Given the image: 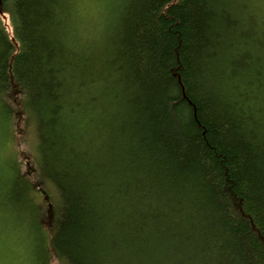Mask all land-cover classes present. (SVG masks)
<instances>
[{
    "label": "trees",
    "instance_id": "trees-1",
    "mask_svg": "<svg viewBox=\"0 0 264 264\" xmlns=\"http://www.w3.org/2000/svg\"><path fill=\"white\" fill-rule=\"evenodd\" d=\"M0 1V94L22 97L60 198L54 258L264 264L262 0H124L95 56L66 0Z\"/></svg>",
    "mask_w": 264,
    "mask_h": 264
},
{
    "label": "rangeland",
    "instance_id": "rangeland-1",
    "mask_svg": "<svg viewBox=\"0 0 264 264\" xmlns=\"http://www.w3.org/2000/svg\"><path fill=\"white\" fill-rule=\"evenodd\" d=\"M121 1L66 0L72 9L70 29L82 45L95 47L104 38L105 29L110 30L115 23ZM21 100L19 94L0 100V264L13 257V236L21 225L27 235L28 264H63L50 253L51 224L59 213L60 198L53 185L37 179L41 160L36 132L22 113ZM17 173L38 186L30 193L32 203L28 204L24 196L26 179ZM37 207L45 222L43 227L38 223Z\"/></svg>",
    "mask_w": 264,
    "mask_h": 264
},
{
    "label": "bare ground",
    "instance_id": "bare-ground-1",
    "mask_svg": "<svg viewBox=\"0 0 264 264\" xmlns=\"http://www.w3.org/2000/svg\"><path fill=\"white\" fill-rule=\"evenodd\" d=\"M123 2H124V0L121 1V4ZM121 4H120V6H121ZM1 9H2V4H1V1H0V28L3 29L4 33H6V35L10 38L11 35L13 34V29L11 28V25H10V22H9L10 15L8 13H6V14L5 13H2ZM69 10H70V7H69V3H68L67 4V7H66V10H64L62 12V14H61V17L64 20V25H65V28L64 29H65V32H66V21H67V26L70 24V18L69 17H70V12L72 13V9L70 11ZM119 10H120V7L118 8V11ZM66 11H67V13H66ZM105 31H106V29H105ZM68 38H69V42H71L72 46L74 44L80 50V53H83V54H91V55L95 56L96 52H91L89 50V46H91L92 44L91 45H86V46L82 45V43L79 42L78 35L75 32H72L71 29H70ZM65 39H66V35H65ZM9 96H10L9 94H0V100H1V98L9 97ZM30 123L33 124V126L35 128V132H36V137H37V131H36L37 129H36V126H35V124L33 122H30ZM37 145H38V141H37ZM53 187L55 188L54 185H53ZM55 260L57 262H59V261L60 262H63V264H64V260H60L58 258H55Z\"/></svg>",
    "mask_w": 264,
    "mask_h": 264
},
{
    "label": "clouds",
    "instance_id": "clouds-1",
    "mask_svg": "<svg viewBox=\"0 0 264 264\" xmlns=\"http://www.w3.org/2000/svg\"><path fill=\"white\" fill-rule=\"evenodd\" d=\"M27 235L23 225H21L13 236V257L5 258L2 264H28L26 256Z\"/></svg>",
    "mask_w": 264,
    "mask_h": 264
}]
</instances>
